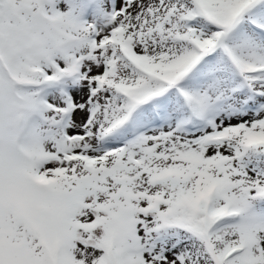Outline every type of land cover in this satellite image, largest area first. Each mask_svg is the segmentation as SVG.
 <instances>
[{"label": "snow or ice", "instance_id": "1", "mask_svg": "<svg viewBox=\"0 0 264 264\" xmlns=\"http://www.w3.org/2000/svg\"><path fill=\"white\" fill-rule=\"evenodd\" d=\"M0 264H264V0H0Z\"/></svg>", "mask_w": 264, "mask_h": 264}]
</instances>
